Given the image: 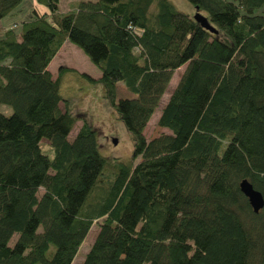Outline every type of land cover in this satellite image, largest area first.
<instances>
[{"label":"trees","instance_id":"16d2710c","mask_svg":"<svg viewBox=\"0 0 264 264\" xmlns=\"http://www.w3.org/2000/svg\"><path fill=\"white\" fill-rule=\"evenodd\" d=\"M188 1L192 15L171 0H34L0 27V264H72L93 225L80 264H264V207L239 187L264 196V0ZM23 2L0 0V20ZM67 40L99 69L82 75L101 82L130 159L104 157L86 119L70 135L60 82L74 69H49ZM182 66L167 132L147 139Z\"/></svg>","mask_w":264,"mask_h":264},{"label":"rangeland","instance_id":"374dc122","mask_svg":"<svg viewBox=\"0 0 264 264\" xmlns=\"http://www.w3.org/2000/svg\"><path fill=\"white\" fill-rule=\"evenodd\" d=\"M31 2L33 4L35 3L34 0H24V4L22 3L23 8L21 9L24 13L20 14L17 12L22 6L21 4L12 11L11 15H7L0 20V27L6 24L11 25L13 22H19L21 19L27 17L30 12ZM171 2L178 10L186 14L192 15L194 13V8L188 0H171ZM72 3H74V0H60V11H68ZM2 36L3 31L1 29L0 37ZM61 65L74 69L66 71L62 75L60 82V94L69 100L71 111L79 118L70 135L74 137L77 131L76 129L82 124V119H86L97 130L99 151L104 157L119 158L122 160L130 159L133 152L131 136L123 123L118 119L116 110L108 106L104 98V90L101 82L93 81L82 75L83 73H87L91 77L97 78L100 75L99 69L88 59L80 48L68 40L62 45L49 66L54 76L57 75V70ZM184 69L185 66H182L174 72L167 91L162 96L159 106L155 109L145 128L144 133L147 139H151L162 132H167L166 129L157 125V120L162 107L167 102L171 91ZM130 96L132 94L127 91L124 84L118 82L116 98ZM61 107L63 108V104H61ZM0 111L9 114L11 113V108L0 105ZM42 192L43 189L41 188L39 194ZM97 231L98 227L93 225L82 242L72 264L82 263L84 255L93 242Z\"/></svg>","mask_w":264,"mask_h":264},{"label":"water","instance_id":"95a60500","mask_svg":"<svg viewBox=\"0 0 264 264\" xmlns=\"http://www.w3.org/2000/svg\"><path fill=\"white\" fill-rule=\"evenodd\" d=\"M198 9V8H196ZM194 18L197 22L201 24L204 28L208 29L211 32L216 33L217 31L209 24L207 18L201 15L199 12H196ZM240 190L248 199V202L254 211V213H258L264 207V196L263 194L256 190L252 184L244 179L240 182Z\"/></svg>","mask_w":264,"mask_h":264}]
</instances>
